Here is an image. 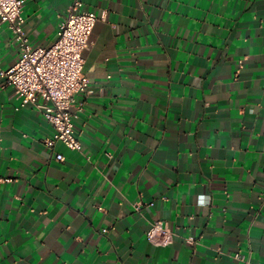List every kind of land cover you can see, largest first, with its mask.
Here are the masks:
<instances>
[{"label": "crops", "instance_id": "obj_1", "mask_svg": "<svg viewBox=\"0 0 264 264\" xmlns=\"http://www.w3.org/2000/svg\"><path fill=\"white\" fill-rule=\"evenodd\" d=\"M73 1L24 0L34 46ZM81 1L82 151L0 78V264L264 263V0ZM19 57L4 24L0 68Z\"/></svg>", "mask_w": 264, "mask_h": 264}, {"label": "built area", "instance_id": "obj_2", "mask_svg": "<svg viewBox=\"0 0 264 264\" xmlns=\"http://www.w3.org/2000/svg\"><path fill=\"white\" fill-rule=\"evenodd\" d=\"M23 6L24 0H0V28L7 24L20 48L16 64L9 69L0 68V78L5 86L14 88L20 106L33 105L53 125L55 133L46 140L49 147L60 141L70 149L82 151L75 118L83 104L77 103L76 95L92 92L91 81L84 72V51L98 17L83 10L81 0H74L59 24L56 41L49 46H34L24 30ZM56 157L64 160L60 153ZM142 206L141 201L133 203L136 211H141ZM147 237L152 243L168 245L174 233L158 220ZM186 241L191 245L196 242L193 236Z\"/></svg>", "mask_w": 264, "mask_h": 264}, {"label": "clouds", "instance_id": "obj_3", "mask_svg": "<svg viewBox=\"0 0 264 264\" xmlns=\"http://www.w3.org/2000/svg\"><path fill=\"white\" fill-rule=\"evenodd\" d=\"M199 204H204L205 203V197H203V196H201L200 198H199Z\"/></svg>", "mask_w": 264, "mask_h": 264}]
</instances>
